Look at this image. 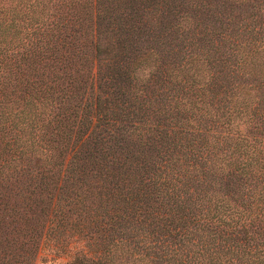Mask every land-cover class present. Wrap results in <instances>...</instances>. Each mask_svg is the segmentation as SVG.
I'll list each match as a JSON object with an SVG mask.
<instances>
[{
  "label": "trees",
  "instance_id": "1",
  "mask_svg": "<svg viewBox=\"0 0 264 264\" xmlns=\"http://www.w3.org/2000/svg\"><path fill=\"white\" fill-rule=\"evenodd\" d=\"M56 262L264 264V0H0V264Z\"/></svg>",
  "mask_w": 264,
  "mask_h": 264
},
{
  "label": "rangeland",
  "instance_id": "2",
  "mask_svg": "<svg viewBox=\"0 0 264 264\" xmlns=\"http://www.w3.org/2000/svg\"><path fill=\"white\" fill-rule=\"evenodd\" d=\"M43 253H45V251L42 250V253L41 254H43ZM56 264H59V262L58 263L56 262Z\"/></svg>",
  "mask_w": 264,
  "mask_h": 264
}]
</instances>
